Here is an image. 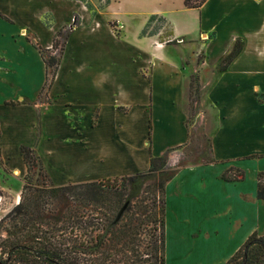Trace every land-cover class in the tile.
<instances>
[{
  "label": "crops",
  "instance_id": "0c3cea01",
  "mask_svg": "<svg viewBox=\"0 0 264 264\" xmlns=\"http://www.w3.org/2000/svg\"><path fill=\"white\" fill-rule=\"evenodd\" d=\"M206 4H211L213 14L208 25L196 31L195 38L202 35L207 37L203 43H226L228 49L221 58L236 42L241 50L220 73V81L212 82L208 99L202 96L194 123L187 126L185 74L179 62L161 55L170 43L140 37L139 32L138 37L148 41L149 49L144 53L132 50L127 59L143 57L148 61L156 56L158 70L145 77V67L122 70L121 59L106 51L98 33L101 23L83 2L0 0V189H5L4 175L16 174L22 181L27 173L19 153L21 146L34 150L56 186L144 172L151 157L179 149L182 158H187L185 165L165 184L167 189L174 185L178 189L174 201L180 225L178 234L171 237L175 240L172 250L186 249L192 240L196 242L190 245L192 258L198 248L208 249L210 258L204 264H224L252 233L264 234V201L258 200L255 192L257 175L264 172V0H207L202 7ZM181 6L190 10L183 3ZM152 12L168 22L166 12ZM75 15L80 25L64 45L66 50L72 46L71 56L64 59L62 55L54 82L46 91L50 102H41L45 65L38 47L22 32L39 45L34 28L37 24L48 36L47 44L39 46L48 50L55 35L69 28ZM106 26L107 33L121 41L109 22ZM178 36L182 35L173 31L172 40ZM18 40L29 57L10 58L4 51L6 42ZM35 65L43 78L29 93L25 80L33 78ZM154 91L167 98L165 105L156 104L159 109L155 106L153 118ZM209 118H214L213 125ZM196 126L205 139V143L200 139V153L188 147ZM190 153H197L200 161L192 160L195 157ZM168 158L170 162L174 159ZM231 168L243 172V180H223L222 175ZM235 217L240 221L238 242H232V249L218 262L219 224L233 223ZM226 244L223 240L225 248Z\"/></svg>",
  "mask_w": 264,
  "mask_h": 264
},
{
  "label": "trees",
  "instance_id": "16d2710c",
  "mask_svg": "<svg viewBox=\"0 0 264 264\" xmlns=\"http://www.w3.org/2000/svg\"><path fill=\"white\" fill-rule=\"evenodd\" d=\"M77 1L85 4V0ZM206 1L184 0L183 5L198 10ZM155 21L160 26L147 32ZM79 25L80 18L75 15L61 44L57 39L62 32L55 35L46 51L59 48L57 58H45L37 49L45 65L40 94L51 88L65 42ZM166 27V37H172L173 29L166 19L151 14L139 36L156 37ZM159 40L165 44L174 41ZM240 50L241 44L236 42L220 72L228 68ZM19 153L27 173L19 202L0 219V230L4 232L3 237L0 233V264H165V184L173 175L154 186H145V181L162 169L164 155L151 157L145 172L62 186H34L31 173L40 160L30 147L21 146ZM243 178V172L233 168L222 175L228 182ZM255 192L256 198L264 201V172L257 175ZM224 264H264V236L252 233Z\"/></svg>",
  "mask_w": 264,
  "mask_h": 264
},
{
  "label": "rangeland",
  "instance_id": "374dc122",
  "mask_svg": "<svg viewBox=\"0 0 264 264\" xmlns=\"http://www.w3.org/2000/svg\"><path fill=\"white\" fill-rule=\"evenodd\" d=\"M182 3V0H85V4L87 6V10L90 12V15H94L95 18L101 23V27L99 28L100 32L98 31V33L104 42L106 51L116 54V59H121L120 67L122 70L130 69L131 71L132 69L138 68L140 66L145 67L147 70L142 73V75H145V77L156 73L158 70L159 66H156L155 64V59H157L156 56L153 55V58L147 59L148 61L142 59L143 57L140 59H127V56L132 50L138 51L139 53H144L145 49H149L148 41H143L138 37L139 32H141V28L144 27L143 23L145 22L146 24L148 17L150 16L149 14L154 13L152 12L154 9L162 10L168 14V23L170 24L174 33L182 36L174 38L175 40L173 39L174 41L170 43V45L165 46V49L162 50L161 55L166 59H174L175 61L179 62L180 68L185 74L188 86V90L184 95L186 125L192 126L195 119L196 109L198 110L201 107L200 104L202 96L205 95V98L208 99L209 93L212 89V82H214L216 79L220 81L221 72L219 69L224 64V58H226L230 52L224 58H221V55L228 49L226 43H203V40H206L207 37L202 35H199L198 38H195L197 36L196 31L199 28L202 29L206 27L210 21V18L212 17L213 7L211 4H206L204 7H201L198 10H186L181 6ZM71 9H73V11L76 10L74 9V6H72ZM76 14L81 18L79 12ZM47 19L48 18L44 19V23L49 26V21ZM108 22L111 30L117 36L121 37V41H117V39L112 38L107 33L106 25ZM157 26H160V23L155 21L152 26L147 29V32H150ZM34 28L36 30L35 36L39 42V45L44 47V45H46L48 42V36L46 32L37 26V24L34 26ZM167 32V27L160 29L158 36H156L157 40L160 42L159 37H161L166 42L172 41L173 37H166ZM63 33H65V31H62V34ZM22 34L26 36V39L32 45H36L38 49L40 48V46L37 45V43L35 44L33 38L29 37L26 32H22ZM63 39L64 34L57 40L61 44ZM39 50L41 55H43L45 58H57L59 56V48L52 51L42 50L41 48ZM4 51L10 58H15L17 55H20V57L30 56H28V50L25 48L21 40H18L16 43L6 42V44H4ZM71 53L72 46L69 45L67 50L66 48L64 49L62 58L69 59ZM13 60L16 61L17 59ZM42 78L40 69L38 73L37 66L35 65L33 78L28 81L25 80V91H28L29 93L35 91L37 87L36 84L39 83V81H41L40 79ZM251 80H253V78H251ZM150 84L152 85V77L150 78ZM166 98L167 97L165 95H158L155 91L154 93H151V110L153 113V118L155 115V108L157 107L156 104H160V107L165 105L164 102H166ZM137 99H142V96L137 95ZM39 101L46 103L50 102L46 90L40 94ZM157 109L159 108L157 107ZM209 120L211 125H213L214 118H209ZM191 131L192 139H190L188 147L193 149V151L198 150L197 152L200 153V139L203 140V142L205 139L199 136L200 129L197 126ZM178 150L176 149L164 154L165 163L162 169L159 173L155 174V177L147 179L145 181V186H154L157 181H161L175 174L179 167H183V165H185L184 162H186L187 158H182ZM196 154L190 153L191 156L195 157L192 160L200 161V159H197L198 156ZM169 156L174 157L173 161L170 162L168 158ZM3 182L5 189H0V219L19 202L21 188L25 183V180L23 179L21 181L16 176V174L11 173L3 176ZM31 183L34 186H41L43 183L47 185L53 184L56 186V184L50 179L45 166L41 162L32 169ZM177 193L178 189L176 185L168 189L165 188V264H204L205 261L210 258V254H207L208 249L198 248L196 255L192 258L194 249H191L190 245L196 244V242L192 240H189L190 244L188 247L186 249H182L181 251H174L171 248L172 243L175 241L174 239H171V237L173 234H178V226L180 225V222L176 217L177 204L176 201H174V199H177ZM263 214L264 212L261 213V215ZM239 225L240 221L237 220V217L234 218L233 223L228 224V222L224 221V223L219 224L218 238L216 240V244L218 246L217 248H219V253L217 252L218 259L216 258L218 262L224 260L226 252H229L232 249V242L233 244L238 242L239 235L237 234V228ZM0 233L3 237L4 232L0 230ZM258 235L264 236V234ZM223 240L227 242V248L222 245ZM198 241L204 242L200 239ZM219 243H221V245ZM227 260H229V258Z\"/></svg>",
  "mask_w": 264,
  "mask_h": 264
},
{
  "label": "water",
  "instance_id": "95a60500",
  "mask_svg": "<svg viewBox=\"0 0 264 264\" xmlns=\"http://www.w3.org/2000/svg\"><path fill=\"white\" fill-rule=\"evenodd\" d=\"M0 200H1V196H0Z\"/></svg>",
  "mask_w": 264,
  "mask_h": 264
}]
</instances>
